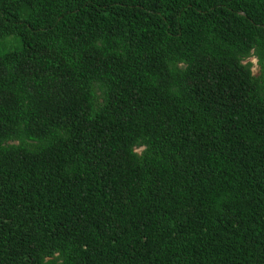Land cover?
Here are the masks:
<instances>
[{
	"label": "trees",
	"instance_id": "obj_1",
	"mask_svg": "<svg viewBox=\"0 0 264 264\" xmlns=\"http://www.w3.org/2000/svg\"><path fill=\"white\" fill-rule=\"evenodd\" d=\"M8 36L0 264H264V0H0Z\"/></svg>",
	"mask_w": 264,
	"mask_h": 264
},
{
	"label": "rangeland",
	"instance_id": "obj_2",
	"mask_svg": "<svg viewBox=\"0 0 264 264\" xmlns=\"http://www.w3.org/2000/svg\"><path fill=\"white\" fill-rule=\"evenodd\" d=\"M19 45V41L16 37L14 36H8L5 38H1L0 39V54L10 51V50H14L15 48H17ZM250 62H252V71L257 74L260 67L257 63V59L255 57H252L250 59Z\"/></svg>",
	"mask_w": 264,
	"mask_h": 264
}]
</instances>
